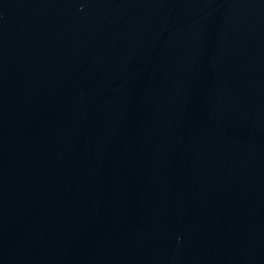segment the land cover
<instances>
[{
    "label": "water",
    "instance_id": "water-1",
    "mask_svg": "<svg viewBox=\"0 0 264 264\" xmlns=\"http://www.w3.org/2000/svg\"><path fill=\"white\" fill-rule=\"evenodd\" d=\"M0 264H264V0H0Z\"/></svg>",
    "mask_w": 264,
    "mask_h": 264
}]
</instances>
